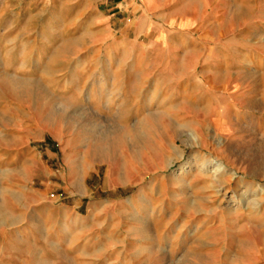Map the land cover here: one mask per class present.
I'll list each match as a JSON object with an SVG mask.
<instances>
[{
    "label": "rangeland",
    "instance_id": "374dc122",
    "mask_svg": "<svg viewBox=\"0 0 264 264\" xmlns=\"http://www.w3.org/2000/svg\"><path fill=\"white\" fill-rule=\"evenodd\" d=\"M79 3L24 0L0 21V264H264V0L208 5L223 30L205 51L130 29L123 56ZM79 76L84 103L106 84L97 106L66 88ZM213 76L214 105L183 93ZM44 102L46 141L16 106L42 117Z\"/></svg>",
    "mask_w": 264,
    "mask_h": 264
},
{
    "label": "crops",
    "instance_id": "0c3cea01",
    "mask_svg": "<svg viewBox=\"0 0 264 264\" xmlns=\"http://www.w3.org/2000/svg\"><path fill=\"white\" fill-rule=\"evenodd\" d=\"M70 1L73 2L78 0ZM79 2V5H84L79 8L80 12L83 15H85L84 13L89 10V5L93 6L94 14L91 17L90 15H86L84 17L89 18L90 20L93 19L97 24L103 23L105 25L110 26L109 28L103 29L104 34L113 37L115 36V39H113L112 41L119 42V45L115 47L125 53L120 54L122 56L126 55L127 51L130 52V50H128V42H131L132 39L131 34L129 33L130 29H133L135 34L146 33L148 35L150 34L157 36V39L162 41L168 48L170 46L173 47V44L175 42L177 43V45H181L183 49L191 48L193 52L196 53L199 51H205L207 48L206 43L210 39H212L211 37L214 36L213 34L216 33L215 35H217L219 31L222 32L223 25L221 26L222 28H215L218 25L216 21H210V19L202 20V15L204 11L208 10V5H233V0H79ZM9 5H24V0H16V4L14 0H0V21L3 20L4 11L9 8ZM112 23H119L128 29L126 32H123L120 35L110 34L109 32L113 29L111 26ZM213 26L215 27L213 28ZM5 35L7 36V34ZM49 40L52 43L58 41L70 43L72 41V35H64V39H62L61 37V39L50 38ZM58 46L59 49L57 48ZM60 46L61 45L54 44V49L52 48L50 50L51 53L49 55L57 57L58 51L60 52L61 49ZM24 56V51H22L19 55V57L22 58V65H24ZM113 56H115V54ZM18 65L19 63H17V66ZM130 68L131 69L128 73H131V70L135 72V67ZM114 70L115 69H112L111 73L116 72ZM121 72V69H118L115 74ZM202 72L207 73L209 75L212 73L211 68L209 66L204 67ZM79 73H83V71ZM2 78H4V76H2ZM89 78L87 77L85 81L84 77L79 76L76 77L74 82L69 81L65 84L67 86L66 88H71L73 84H75V88L79 89L77 94L79 95L81 101L79 105L77 104L78 106H82L84 104H88L89 106V103L94 106L96 104L98 105L99 103H101L103 95L102 91L106 84L104 83V81L99 80L98 77L94 80L93 84H91L87 96V103H84L86 100L84 89L86 87L88 88ZM117 78L118 76H114V79L117 80ZM128 81H130V79H128ZM208 81V84L204 83L202 86L200 85L201 78L198 77L191 87L185 86L182 88L183 93L186 96L191 97L193 100L200 99L201 104H204L206 106H212L216 103V94L214 92V90H216L215 77H209ZM10 82L13 84V82L16 81ZM16 83H18V81ZM111 88L112 90L116 89L123 93L125 92V94L127 93V91L123 88V85H120L118 82L115 81H113ZM189 89L192 90V93H187ZM201 89L206 92L204 94V101H201L202 95L200 96L198 93ZM183 93L182 95H184ZM69 100L71 101L70 98ZM124 103L133 104L134 102H131V100L127 101L125 99ZM36 104L37 103H34V106ZM16 106L18 112L23 114L22 116L25 117V120L29 124L32 123L33 133L35 137L46 141V137L48 136V134L46 129L42 128L41 123L43 121L51 120L53 117L52 115L55 114L53 107H49V102L41 103V106L48 107L47 115H43L42 117H37L34 113L31 114L29 109L22 107V104L19 105L16 103ZM65 106L68 109H73L72 103H66ZM0 113L2 112L0 111ZM72 119V116L65 117L66 121H72ZM80 119L87 120L88 118L81 117ZM47 138L50 139L51 137L49 136ZM50 140V145L45 147V152L48 153L49 156L55 153L53 147H50L54 145V142H51ZM78 174L72 176L71 180L72 182L76 183L77 187L81 190L82 182ZM82 178H84V176ZM53 207L54 206L52 204L46 205V209L48 210L52 209Z\"/></svg>",
    "mask_w": 264,
    "mask_h": 264
},
{
    "label": "bare ground",
    "instance_id": "6f19581e",
    "mask_svg": "<svg viewBox=\"0 0 264 264\" xmlns=\"http://www.w3.org/2000/svg\"><path fill=\"white\" fill-rule=\"evenodd\" d=\"M13 84H16V85H18L19 87L22 85V86H26V85H28V84H25V83H16V82H13ZM225 166L222 164V163H219V164H216V167H215V171H217V170H222L223 168H224Z\"/></svg>",
    "mask_w": 264,
    "mask_h": 264
}]
</instances>
